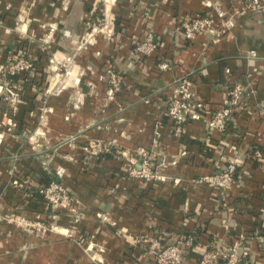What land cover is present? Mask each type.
<instances>
[{
  "label": "crops",
  "instance_id": "obj_1",
  "mask_svg": "<svg viewBox=\"0 0 264 264\" xmlns=\"http://www.w3.org/2000/svg\"><path fill=\"white\" fill-rule=\"evenodd\" d=\"M216 3L227 0H0V63L24 45L46 72L44 85L27 82L11 105L0 74V264H153L150 239L186 235L183 264H201L205 251L241 236L245 264H264V112L254 111L264 109V7L236 15L225 31ZM208 13L219 32L186 39L179 23ZM148 33L156 47L143 56L136 44ZM106 68L121 80L113 97ZM183 75L206 111L176 139L164 104ZM245 80L255 91L247 109L226 130H208L230 84ZM95 138L116 151L89 157L84 146ZM153 141L175 160L162 167L165 180L128 177L130 150ZM231 159L229 189L193 181ZM50 180L75 196L78 212L46 206L38 188ZM17 218L50 228L29 230Z\"/></svg>",
  "mask_w": 264,
  "mask_h": 264
},
{
  "label": "built area",
  "instance_id": "obj_2",
  "mask_svg": "<svg viewBox=\"0 0 264 264\" xmlns=\"http://www.w3.org/2000/svg\"><path fill=\"white\" fill-rule=\"evenodd\" d=\"M264 7V0H227V5L222 6L219 3L213 4L212 13L217 18V26L225 31H230L234 24L235 16L247 10ZM211 13L196 15L191 19L182 20L179 28L184 37L188 40L200 33H218L214 27V19ZM91 30H95L92 27ZM156 47L151 33L146 34L137 44L136 51L143 55H150ZM248 61L256 58L255 51H248L244 54ZM169 66L167 61L158 63L159 69H166ZM32 73V62L19 55L15 58L7 59L0 63V74L3 77L14 75L16 73ZM67 72V70H65ZM108 83V95L114 96L121 89V80L117 72L112 68L105 69ZM191 80L188 76L183 75L174 78L169 86L171 89L170 97L164 104L165 114L171 120V133L174 138H179L183 134L184 125L188 121L200 120L204 105L201 101L193 96L191 90ZM4 89L3 98L7 102L15 103L18 99V92L13 91L9 85ZM254 88L250 81L233 82L228 89V96L222 105L210 112L206 118L205 124L208 130L224 131L234 116L242 110L247 109L246 99L253 97ZM251 106L249 107V109ZM263 113V107L255 105V110ZM251 112V111H250ZM84 151L89 157H98L105 154H111L116 151L113 143L98 138L90 139L84 146ZM186 151L180 152L184 156ZM175 160H167L165 153L160 151L156 141L150 146H135L130 150L128 156L129 168L126 172L127 176L132 179L148 181L165 180L162 167L164 165L174 163ZM237 162L235 159L229 160L222 170L201 175L193 181L198 185H211L223 191L229 189L234 182ZM16 183V182H14ZM38 193L42 196L46 205L54 209L57 207L67 208L74 213L78 212L79 203L75 196L64 187L59 181L50 180L46 184L38 188ZM20 224L27 226L31 230L43 232L48 230L47 224L39 220L16 219ZM161 239V238H160ZM244 237L233 241L227 248L222 251L208 250L201 257V264H212L213 261L221 259L223 264H245V254L243 250ZM193 237L186 235L178 240H162L150 239L149 246L151 248L153 264H183L185 256L192 246Z\"/></svg>",
  "mask_w": 264,
  "mask_h": 264
},
{
  "label": "trees",
  "instance_id": "obj_3",
  "mask_svg": "<svg viewBox=\"0 0 264 264\" xmlns=\"http://www.w3.org/2000/svg\"><path fill=\"white\" fill-rule=\"evenodd\" d=\"M17 47H18V49H15L13 51V55L11 56V58L13 59V58H15V57H17L19 55H22L23 57L29 59L32 62L33 72L31 74L30 73L21 72V73H16L14 75H7V78L10 81L9 85L12 88H14V89H16L18 91H21L23 86H25V84L27 82H32V83L36 82L39 85H44L45 84V79H46L45 78L46 72L45 71H41V70L39 71L37 69V65H36L34 59L28 54V52L23 50L24 45H17ZM5 61H2V62H5ZM38 73L40 74V77H39V79L36 80L33 77H35ZM56 181H58V180H56ZM41 198H42V196H41Z\"/></svg>",
  "mask_w": 264,
  "mask_h": 264
},
{
  "label": "rangeland",
  "instance_id": "obj_4",
  "mask_svg": "<svg viewBox=\"0 0 264 264\" xmlns=\"http://www.w3.org/2000/svg\"><path fill=\"white\" fill-rule=\"evenodd\" d=\"M64 74H65V70H64ZM9 87H10L13 91L18 92V99H19V97H20V91H18V90H16V89L12 88L10 85H9ZM46 90H47V89H46ZM18 99H17V100H18ZM8 103H10V105H11V102H8ZM19 224H20V223H19ZM21 226H23V227L29 229L27 226H25V225H23V224H21ZM29 230H31V229H29ZM45 231H46V230H45Z\"/></svg>",
  "mask_w": 264,
  "mask_h": 264
}]
</instances>
